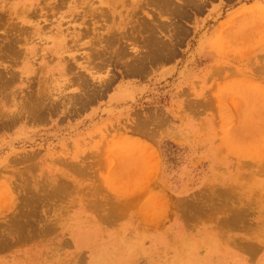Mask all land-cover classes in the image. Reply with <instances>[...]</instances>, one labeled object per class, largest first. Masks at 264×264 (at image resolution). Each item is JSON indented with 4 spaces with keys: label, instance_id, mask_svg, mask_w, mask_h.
Masks as SVG:
<instances>
[{
    "label": "rangeland",
    "instance_id": "374dc122",
    "mask_svg": "<svg viewBox=\"0 0 264 264\" xmlns=\"http://www.w3.org/2000/svg\"><path fill=\"white\" fill-rule=\"evenodd\" d=\"M169 1L0 0V264H264V0Z\"/></svg>",
    "mask_w": 264,
    "mask_h": 264
},
{
    "label": "bare ground",
    "instance_id": "6f19581e",
    "mask_svg": "<svg viewBox=\"0 0 264 264\" xmlns=\"http://www.w3.org/2000/svg\"><path fill=\"white\" fill-rule=\"evenodd\" d=\"M161 2V1H163V3H167L166 5H167V7H166V9H165V11H168V5L170 4V5H172V3H170V2H172V1H169V0H153V3L154 2ZM195 1L194 0H192L191 2H188V4L190 5H192L193 6V8L195 7V8H198V9H200V7H199V4L198 3H194ZM202 2V1H201ZM185 3V2H184ZM183 3V4H184ZM185 4H187V3H185ZM92 5H94V4H92ZM154 5H156V4H154ZM153 5V6H154ZM159 5V4H158ZM161 5V4H160ZM176 5V4H175ZM180 5H181V3H180ZM180 5H179V7H180ZM162 6V5H161ZM177 6V5H176ZM183 7V5H181V8ZM164 8V7H163ZM184 8V7H183ZM160 9V8H159ZM186 9V8H185ZM169 10H171L170 8H169ZM162 11V10H161ZM171 13H173L174 15H177V16H182V17H185V15L183 14V13H186V12H182V10H181V12L177 9V10H171ZM170 14V13H169ZM143 24V23H142ZM174 24V23H173ZM147 25H149V24H147ZM178 27H181V28H183V26L182 25H177ZM140 27V26H139ZM153 27H151L150 29H152ZM180 30H182V29H180ZM184 30H186V28H184ZM162 31V30H161ZM182 32H183V30H182ZM178 34H179V32H178ZM184 34H185V32H184ZM187 34V33H186ZM185 34V35H186ZM177 35V34H176ZM179 38L181 37L180 35H177ZM174 37V36H173ZM154 41V40H153ZM161 47V46H160ZM11 49V48H10ZM9 49V50H10ZM155 49H157V48H155ZM99 50V49H98ZM158 50V49H157ZM161 52V51H160ZM94 53V52H93ZM6 54V53H5ZM162 55H163V53H162ZM103 56V55H102ZM94 57V56H93ZM160 58V53H159V55H157L156 56V60L157 59H159ZM106 60V59H105ZM143 64V63H142ZM139 65V64H138ZM134 66V65H133ZM136 68V67H135ZM141 68V67H140ZM134 69V68H133ZM30 208V207H29ZM29 211V210H28ZM2 247V246H1Z\"/></svg>",
    "mask_w": 264,
    "mask_h": 264
},
{
    "label": "crops",
    "instance_id": "0c3cea01",
    "mask_svg": "<svg viewBox=\"0 0 264 264\" xmlns=\"http://www.w3.org/2000/svg\"><path fill=\"white\" fill-rule=\"evenodd\" d=\"M178 236H180V235H178ZM218 247H219V250H217L215 254H220V255L219 256L216 255L215 260H213V261H216V262L221 263V264L231 263V261H230L232 259L231 253L233 252L231 250L232 247L225 246V245H221Z\"/></svg>",
    "mask_w": 264,
    "mask_h": 264
}]
</instances>
